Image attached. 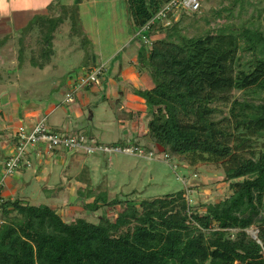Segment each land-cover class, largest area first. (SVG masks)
Returning <instances> with one entry per match:
<instances>
[{"label":"trees","instance_id":"obj_1","mask_svg":"<svg viewBox=\"0 0 264 264\" xmlns=\"http://www.w3.org/2000/svg\"><path fill=\"white\" fill-rule=\"evenodd\" d=\"M169 1L127 0L134 29ZM207 1L202 0L201 13H183L167 28L151 27L147 63L142 62L152 86L134 92L151 114L146 135L157 152L166 160L186 156L190 166L220 164L232 194L192 205L191 183L139 206L125 201L115 220L103 215L96 224L84 218L66 221L48 205L5 200L0 264H264V149L258 156H242L253 139L264 138V5L235 0L246 2L245 13L253 10L252 15L225 23L216 33L202 25L190 34ZM187 20V31L181 30ZM63 21L59 16L41 21L50 36L32 50L39 67L50 60L53 33ZM80 177L92 188L83 208L95 214L108 203L107 185L93 186L86 168ZM253 227L256 238L248 233Z\"/></svg>","mask_w":264,"mask_h":264},{"label":"rangeland","instance_id":"obj_2","mask_svg":"<svg viewBox=\"0 0 264 264\" xmlns=\"http://www.w3.org/2000/svg\"><path fill=\"white\" fill-rule=\"evenodd\" d=\"M31 2L29 0H0V18L5 17L11 9H20L23 4L25 5L23 8H25ZM260 2L261 6L264 5V0ZM258 3L256 5H259ZM35 4L36 6L37 4H41L42 6L40 8L41 10L36 11V15L32 18L30 24L33 27L28 24L24 29L20 30L19 35H17L18 39L15 38L13 43L9 45L12 49L10 51L11 54L5 55L4 62L0 61V65L3 63L6 69L11 64L12 57H14L15 66L13 68L10 66L12 72L5 70L4 75L0 71V75L7 78L15 74L16 70L14 68H17L16 63L22 59L27 60L25 68L31 70L30 68L33 67L29 65V58L31 57L30 50L36 49L39 40H45V38L50 36V31L49 34L48 31L45 32L44 25L40 24L41 21L45 19L55 20L58 16L64 17L63 23L53 33L54 40H52V44L54 41L55 54L52 62L56 66L55 69L52 73L47 72L46 69V75L43 70L37 68L31 70L21 84V90H30L31 93L27 98L22 95V99L24 101L28 99H33V101L42 99V104L39 105L45 108L48 105L47 103H53L58 107L62 106L64 109L66 104L63 100H65L66 94L72 91V87L78 84L81 77L86 78L91 71H96L103 65L104 70L97 75V82H93L92 85L102 88L111 79L115 81V86L124 91V95H118L119 91L116 88L115 91L118 93L115 92L116 98L107 92L105 94L106 99L97 103L100 98L96 99L91 97V100H88L87 106H83L80 109L84 126L79 131L84 134L86 133V136L93 133L99 139L97 136L98 131L102 132V129L108 128L112 132L105 133V138L110 139L106 141L109 143L106 145H115L116 143L113 142L123 133V129L121 128L123 124L120 123L118 117L124 113L123 106L126 107L127 96L135 94L139 98H142L134 92V89L136 91L138 88L141 90L138 86H141L139 83H143L144 85V77H147L149 80L147 85L152 81L149 68L147 65H144L147 63L149 49L142 50L139 44H137V40L140 39L136 36V30L131 24L127 0H40ZM226 9H230V11H226ZM246 10H248L246 2L241 5L235 0H208L203 5L202 19L195 21L197 28L190 29L192 30L190 34L196 33L197 29L202 25L207 30L216 33L218 28L225 23H236L237 18L240 16H251L253 10L247 14L245 13ZM263 15H260V19L264 22ZM188 24L189 21L183 22L180 25V29L187 31ZM152 37L155 36L152 35ZM5 40L8 41L6 38ZM142 44L146 48H150L151 46L143 42ZM23 46L26 47V52L20 58L18 50ZM28 47L31 49L28 50ZM140 52L142 58L139 56ZM115 53L117 58H123L124 63L125 61L127 62V59H129V62L132 59L134 63V67H131L132 71L141 74L140 81L131 82L130 89H126L125 86L129 84V80L125 79L128 77L127 72L121 75L118 71V75L123 77L122 81L117 79V74L109 78V67L114 62ZM141 59L144 60V64ZM135 68L137 69L135 70ZM22 72L27 74V71H18L20 74ZM85 88L77 91L82 92ZM74 103L75 100L70 104L73 105ZM70 104H67V106ZM128 106H130V103ZM129 108L131 109L133 107ZM61 111L63 112L61 109L58 110L60 113ZM91 111H94V116H91ZM43 115L41 114L40 119H44ZM62 115L65 117V114ZM46 117L47 124L54 123L52 122V120L54 121L52 116ZM72 119H75L74 115ZM58 126L59 128H54L55 131L63 134L68 133L69 130L72 131L73 128L71 125L69 127L63 126L62 124ZM141 136L142 134L140 133ZM152 144L153 142L151 145L146 142V145H139L155 153V156L150 157L148 155L142 156L121 152L103 153L107 154L108 158H111V161H109L107 157L99 154L100 158L105 157L102 158L104 166L108 162L109 164H115L109 170L111 173L108 171L109 174L106 177L109 181V188H107V195L109 196L108 203L101 206L95 214L82 208L75 215L64 212L63 218L69 222L84 218L94 224L98 223L99 217L103 215L107 216L110 220H115L119 204L129 201L139 206L142 200H151L155 197H162L184 191L186 189L184 182L190 181L193 179V175L196 174L197 178L194 177L196 182L189 187V194L187 193L190 204L197 206L200 204L219 202L232 194L229 183L225 179L223 167L220 164L209 161H198L194 166H190V158L186 156L171 157V159L165 160L162 158L163 155L161 156L162 153L159 154L153 146L154 144ZM262 149H264V138H255L253 139L252 147L245 149L242 152V156L245 158H251L252 154L258 156ZM80 153L85 154L83 151ZM184 164L190 167L188 166L189 168L186 169ZM100 176H102L100 172H97V175L95 172L96 178L99 179ZM101 193H104V191L101 190ZM114 200L119 202L117 203L116 201L113 204ZM27 203L32 205H45L47 201L44 195H41L36 200L29 199ZM202 209L200 211L203 213ZM257 232L258 230L254 227L248 230L251 236L256 235Z\"/></svg>","mask_w":264,"mask_h":264},{"label":"crops","instance_id":"obj_3","mask_svg":"<svg viewBox=\"0 0 264 264\" xmlns=\"http://www.w3.org/2000/svg\"><path fill=\"white\" fill-rule=\"evenodd\" d=\"M29 1L32 2L28 4L27 7L23 8L25 6L23 4V6L21 5L22 7L20 9H11L9 13L5 15V17L0 18L1 62L5 61V55L11 54L10 51H12V49L9 45L13 43L15 38H17L20 30L24 29L30 23L32 18L36 15V11L41 10L40 8L42 5L37 4L36 6L35 4L40 0ZM5 38L8 39V41H6ZM137 44H139L142 50L148 49L142 44L141 40H137ZM29 49L31 48L28 47V50ZM52 50L53 52L50 60L47 61L43 67H39L38 64L33 63V51L30 50L31 57L29 58V65L33 67L30 69L35 70L37 68L43 70L45 75L46 69L47 72L52 73L56 67L52 62V58L55 54L54 46ZM25 52L26 47H21L18 50L19 57L21 58L22 54ZM139 56L142 58L141 52L139 53ZM12 58L13 59H11L12 61L8 68L5 69V65H3V63L0 65V71H2L4 75L5 70L10 72V66H12V68L15 66L14 57ZM26 61L27 60L22 59L20 62L18 61V63H16L17 68H14L16 73L12 76L5 78V76L0 75V174L2 170V163L12 150L15 144L14 135L21 125L31 126L40 120L41 114H44V118H47L46 116H52V118H54V121L52 120L54 123L48 124V126H50L53 130H55L54 128H59L58 125L62 124L63 126L69 127V125H71V127H73L72 131L69 130L68 133L80 132L79 130L82 129V126H84V123L81 119L82 115H80V109H82L83 106H87L88 100L90 101L91 97L96 99L100 98L97 103L106 99L105 94L107 92L111 93L113 97H117L115 95V89L118 87L115 86L116 83L114 80L109 79L108 82L103 86L104 88L102 87L103 89L99 86L92 85L86 87L82 92H78L74 98L75 103L68 106L66 104L64 109L62 106L58 107L53 103H47L48 105L45 108L44 106L39 105L42 104V99L38 101H33V99L24 101L22 99V95L27 98V96H29L31 93L30 90H21L22 81L31 72L29 68H25ZM131 67H134L132 59H130V62L129 59H127V62L125 61L124 63L123 58H117L115 53L114 62L111 67H109V78H111L113 75H118V71L121 73V75H124V73L127 72L128 77L125 79L129 80V84H126L125 86L126 89H130L131 82H137L141 79V74H138L136 71L133 72ZM136 69L137 68H135V70ZM19 70L27 71V74L25 72L20 74L18 73ZM117 79L122 81L123 77L118 75ZM143 80L144 85L143 83H139L141 86H138L141 88V90L150 88L152 86L151 80L149 85H147L149 81L147 77H144ZM118 91L119 94L116 92L118 95H124V91H122L121 88H118ZM128 96L126 107L123 106L124 113L119 115L120 118L118 117L120 123L123 124L121 126L123 133H121L120 137L118 136L116 141L113 143L124 144L131 142L136 145L141 144L142 146L146 145L147 142L151 145L152 141L150 137L146 135L147 124L151 116L148 112L145 101L135 94ZM129 103L130 106H128ZM129 107L133 108L130 109ZM59 109L63 110V112H58ZM62 114H65V117ZM73 115L75 116V119H72ZM91 116H94V111H91ZM110 132H112L110 129L104 128L102 129V132L98 131L97 136L99 139L93 133L88 137L95 139L97 143L106 145L109 144L106 141L110 139L105 138V133ZM140 133L142 134L141 137ZM134 141L137 142L135 143ZM99 154L104 155L107 157V159H109V161H111V158H108V155L103 153L86 155L81 154L80 152H65L62 150L48 152L44 147H40L38 151H35L28 156V160H30L31 163L30 166L22 164L16 174L6 180V185L3 189V196L5 200L23 199L28 201L29 199L36 200L40 198L41 195H44L47 201V204L45 205L55 209L57 213L62 216V218L64 212L70 213V215H75V213H77L79 210H82L83 205L91 199L90 191L92 188H87V184L83 177L82 179L80 177L82 169H88L89 179L91 180L93 186H97L104 182L107 185V188H109V181L106 177L109 174L108 171L113 168L115 164H109L108 162L104 166L102 158L105 157L100 158ZM184 166L186 169L190 167L189 165L188 167L185 164ZM95 172L96 175L97 172H100L102 176H100L99 179L96 178ZM109 172L111 173V171ZM195 182L196 180H194L193 177V179L190 181L188 180L186 183L184 182V184L188 186L189 184ZM19 194L23 195L19 196Z\"/></svg>","mask_w":264,"mask_h":264},{"label":"built area","instance_id":"obj_4","mask_svg":"<svg viewBox=\"0 0 264 264\" xmlns=\"http://www.w3.org/2000/svg\"><path fill=\"white\" fill-rule=\"evenodd\" d=\"M202 0H170L166 3L156 15L136 31L140 40L146 45H151L152 41L149 37V31L152 26L167 28L172 25L173 20H177L183 13L197 14L201 13ZM104 70L103 65L96 71H91L89 75L81 77L77 85L72 87V91L66 94L65 103L70 104L78 93L77 90L83 89L88 86H92L93 82H97V75ZM15 144L4 159L1 167L0 174V206L5 202L3 196V189L6 185V180L16 174L22 164L30 166V160L28 156L35 151H38L40 147H44L48 152L62 150L65 152H84L85 154L96 153H124V154H137L155 156V153L151 150L146 153L145 149L141 146L127 142V144L121 146L115 144L108 146L97 143L95 139L86 136L82 132L74 133H58L53 130L46 123V118L38 120L31 126L21 125L15 135ZM163 154H161L162 156ZM167 159L165 154L162 157ZM2 213L0 209V223L2 222Z\"/></svg>","mask_w":264,"mask_h":264},{"label":"water","instance_id":"obj_5","mask_svg":"<svg viewBox=\"0 0 264 264\" xmlns=\"http://www.w3.org/2000/svg\"><path fill=\"white\" fill-rule=\"evenodd\" d=\"M252 237H253V238H256L257 236H256V235H253Z\"/></svg>","mask_w":264,"mask_h":264}]
</instances>
